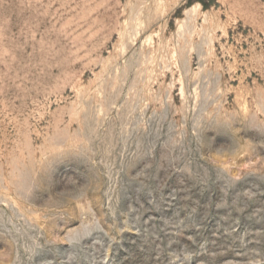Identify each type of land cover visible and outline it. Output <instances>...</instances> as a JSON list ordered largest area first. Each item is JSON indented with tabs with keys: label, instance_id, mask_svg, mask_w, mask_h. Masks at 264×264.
Segmentation results:
<instances>
[{
	"label": "rangeland",
	"instance_id": "obj_1",
	"mask_svg": "<svg viewBox=\"0 0 264 264\" xmlns=\"http://www.w3.org/2000/svg\"><path fill=\"white\" fill-rule=\"evenodd\" d=\"M0 264H264V0H0Z\"/></svg>",
	"mask_w": 264,
	"mask_h": 264
}]
</instances>
